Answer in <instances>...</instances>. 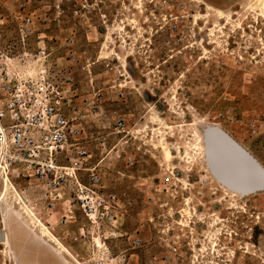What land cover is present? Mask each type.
<instances>
[{
	"label": "rangeland",
	"instance_id": "obj_1",
	"mask_svg": "<svg viewBox=\"0 0 264 264\" xmlns=\"http://www.w3.org/2000/svg\"><path fill=\"white\" fill-rule=\"evenodd\" d=\"M25 9L34 20L29 48L40 36L54 65L76 59L78 94L107 129L111 152L91 149L94 163L108 157L105 189L123 202L125 233L142 240L135 251L126 239L114 244L118 264H264V190L229 192L202 148L203 129L219 127L264 167V15L255 0H0L10 23ZM15 37L5 28L4 43ZM114 117L127 123L122 135L111 134ZM211 158L229 180L250 174L223 145ZM11 182L71 256L29 235L13 259L0 246L10 258L0 264L81 263L82 214L63 202L49 212L39 191Z\"/></svg>",
	"mask_w": 264,
	"mask_h": 264
},
{
	"label": "built area",
	"instance_id": "obj_2",
	"mask_svg": "<svg viewBox=\"0 0 264 264\" xmlns=\"http://www.w3.org/2000/svg\"><path fill=\"white\" fill-rule=\"evenodd\" d=\"M25 11L11 23L0 18V179L35 188L49 212L63 202L82 214L87 226L78 234L89 243L82 264L122 263L113 245L126 239L135 251L142 240L125 233L123 202L105 189L102 164L108 157L94 163L91 149L111 152L107 129L96 124L97 107L78 94L69 68L76 59L71 55L70 66L54 65L40 36L36 48H29L34 20ZM10 25L14 44L3 41ZM111 123L112 135L126 131L123 118ZM126 162L132 165L134 158L127 156Z\"/></svg>",
	"mask_w": 264,
	"mask_h": 264
},
{
	"label": "bare ground",
	"instance_id": "obj_3",
	"mask_svg": "<svg viewBox=\"0 0 264 264\" xmlns=\"http://www.w3.org/2000/svg\"><path fill=\"white\" fill-rule=\"evenodd\" d=\"M255 3H256L257 8H259L260 11H262V14L264 15V0H255ZM219 15L221 16V18L224 17V14L222 12H219ZM216 128L223 130L219 127H210V126L208 128L206 127L203 129V136L204 137H202L203 138V142H202L203 147L202 148H203L204 155L206 156V161L208 163L209 168L211 166H210V163L208 162V153H207L208 150H207L206 136L208 135V133L210 131H212ZM197 133H199V131ZM168 155L170 157L172 156L170 153H168ZM248 155L251 158H253L257 162V164L262 168V170L264 171V167L260 164V162L257 161L254 157H252V155H250V154H248ZM210 159L212 161L211 156H210ZM211 169L212 168H210V170ZM211 172L213 174V170H211ZM213 176H214V174H213ZM214 179L219 184H221L222 186L227 188V190H230L229 192H232V194H234V195L239 194L237 191L230 189L227 186H225V184L219 182L216 179V176H214ZM0 186H1L0 187V214H1L0 215V236L3 235V237H4V241H0V246H3V248H5V250L10 253V258L13 259V256H14L13 252H15L14 247H16L20 243H22V241L25 239V237H28L29 235H32V237L34 239H39V240L44 239L46 242L53 243L54 245H56L58 247V249H60L62 252H64L68 257L71 256L69 251L60 242V240L55 236L53 231L46 225V223H44L43 220L38 218V215L35 213V211H33L28 206V204L22 199V197L19 195L17 189L14 187L13 183L11 182V179H5V180L0 179ZM235 193H237V194H235ZM239 195L245 197V196H250L252 194H248V195L239 194ZM20 228L24 229L23 233H25V231H26L27 234L18 236L17 230ZM34 242H35V240H34ZM8 252L1 251L0 255L5 257V258H8L7 260L9 261L10 258H9V256H7ZM18 252H19V250H18ZM5 253H6V255H5ZM75 262L77 264H81L78 261H75Z\"/></svg>",
	"mask_w": 264,
	"mask_h": 264
},
{
	"label": "water",
	"instance_id": "obj_4",
	"mask_svg": "<svg viewBox=\"0 0 264 264\" xmlns=\"http://www.w3.org/2000/svg\"><path fill=\"white\" fill-rule=\"evenodd\" d=\"M206 141L208 162L210 163V168H212L211 170H213L214 176H216V179L219 182L243 195L253 194L264 190V171L257 164V162L251 158L226 132L216 128L208 133ZM215 144L223 145L225 148L231 150L236 157H241L245 165L248 167L250 174L247 176L233 174L236 178L234 180H229L223 177V175H221L217 169L214 168V164L210 159L211 152L214 151ZM245 181L247 183H244ZM0 241H4L3 235L0 236Z\"/></svg>",
	"mask_w": 264,
	"mask_h": 264
},
{
	"label": "crops",
	"instance_id": "obj_5",
	"mask_svg": "<svg viewBox=\"0 0 264 264\" xmlns=\"http://www.w3.org/2000/svg\"><path fill=\"white\" fill-rule=\"evenodd\" d=\"M51 229V228H50ZM52 230V229H51ZM53 231V230H52ZM24 232V229H22V228H20V229H18L17 230V235L18 236H21V235H26L27 234V232L25 231V233H23ZM53 233H54V231H53ZM55 234V233H54ZM79 247H81V248H79V249H83V247L80 245ZM58 251V250H57ZM17 254V253H16ZM27 251L26 252H23L22 253V257H27ZM59 258L58 259H60V256L59 255H57ZM16 257H18V254L16 255ZM60 262V261H59Z\"/></svg>",
	"mask_w": 264,
	"mask_h": 264
}]
</instances>
